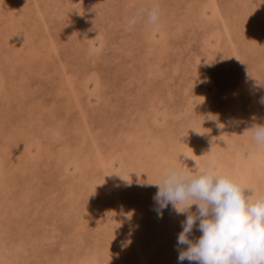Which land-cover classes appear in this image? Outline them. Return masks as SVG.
Listing matches in <instances>:
<instances>
[{"label": "rangeland", "instance_id": "rangeland-1", "mask_svg": "<svg viewBox=\"0 0 264 264\" xmlns=\"http://www.w3.org/2000/svg\"><path fill=\"white\" fill-rule=\"evenodd\" d=\"M262 101L264 0H0V264H190L153 184L264 195Z\"/></svg>", "mask_w": 264, "mask_h": 264}, {"label": "clouds", "instance_id": "clouds-1", "mask_svg": "<svg viewBox=\"0 0 264 264\" xmlns=\"http://www.w3.org/2000/svg\"><path fill=\"white\" fill-rule=\"evenodd\" d=\"M141 19L158 25L160 10L141 9L128 21V27ZM250 130L256 145L264 147V125ZM249 155L256 158L257 153ZM153 185L157 187L153 200L158 217L169 205L176 214L185 216L177 236L178 261L264 264V195L253 199L250 189L230 175L218 174L212 165L195 175L182 167L170 168Z\"/></svg>", "mask_w": 264, "mask_h": 264}, {"label": "bare ground", "instance_id": "bare-ground-1", "mask_svg": "<svg viewBox=\"0 0 264 264\" xmlns=\"http://www.w3.org/2000/svg\"><path fill=\"white\" fill-rule=\"evenodd\" d=\"M253 109V108H252ZM261 159V162L264 160L263 158H259V160ZM247 163V162H246ZM118 194V193H117ZM184 217L183 215L181 216V218ZM156 238V237H155ZM150 252V251H149Z\"/></svg>", "mask_w": 264, "mask_h": 264}]
</instances>
